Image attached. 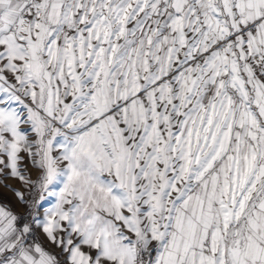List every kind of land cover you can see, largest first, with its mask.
Here are the masks:
<instances>
[{"label": "snow or ice", "instance_id": "snow-or-ice-1", "mask_svg": "<svg viewBox=\"0 0 264 264\" xmlns=\"http://www.w3.org/2000/svg\"><path fill=\"white\" fill-rule=\"evenodd\" d=\"M0 264H264V0H0Z\"/></svg>", "mask_w": 264, "mask_h": 264}]
</instances>
